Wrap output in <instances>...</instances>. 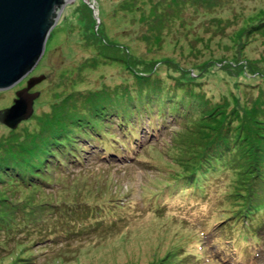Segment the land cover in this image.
<instances>
[{
  "label": "rangeland",
  "instance_id": "obj_1",
  "mask_svg": "<svg viewBox=\"0 0 264 264\" xmlns=\"http://www.w3.org/2000/svg\"><path fill=\"white\" fill-rule=\"evenodd\" d=\"M43 74L32 116L16 128L0 120L3 171L33 163L36 139L57 146L120 105L172 100L191 113L149 125L134 153L101 146L40 183L0 182V205L25 221L49 214L47 229H77L37 239L31 221L11 238L1 226L0 264H264V240L243 223L264 220V0H69L38 65L0 90V110ZM66 209L86 219L56 221Z\"/></svg>",
  "mask_w": 264,
  "mask_h": 264
},
{
  "label": "trees",
  "instance_id": "obj_2",
  "mask_svg": "<svg viewBox=\"0 0 264 264\" xmlns=\"http://www.w3.org/2000/svg\"><path fill=\"white\" fill-rule=\"evenodd\" d=\"M138 101L132 102V105L124 104V106H117L116 108H114L115 112L112 114H102L100 118H93L91 120H87L84 123L81 122L78 125L75 124V126H77L75 127V129L78 130L77 136L74 138H68L65 142H62L57 146H53L52 148H50L51 144L44 143V140L40 141L39 139H36L35 142H37L35 143V146H33V149H31L30 153L27 154L30 158L28 161L33 160L34 164L30 162L27 164L22 163L15 168H12L13 170L11 169L9 171H6L9 167L3 171L2 164H0V182L9 179L8 177H12L16 178V180L14 181L17 182H26L30 180L32 183H40L42 176L45 175L44 172L47 171V168H55V170H57V168L61 169L60 167L63 166V164H65L66 166H72L75 164L80 165L84 162V158L90 155V149L97 151L96 148L101 146L111 150L116 147L117 150H120L125 154L134 153L136 151L137 145L139 144L135 141H137L138 136L145 133L146 130L150 131L149 125L152 124V129L155 128L156 131H158L161 128V122L165 124L168 118H171L172 120L173 117L174 121L178 122L183 119V117L187 113V110H189V112L191 113L189 104L187 103V108L184 105L185 102L179 103L173 102L172 100H169L170 102L167 100H163V105L161 106V108L157 109L158 102L156 103V100ZM146 117L150 121L147 125L145 124ZM155 120L161 121L156 122ZM117 136L127 139V146H123L121 139L117 138ZM37 157H39L40 160H38ZM82 157L83 159L81 160ZM201 184L204 185L206 183ZM196 188L199 190H203L204 196L205 198H207V195L209 194L208 190H206L207 188ZM244 196L245 199L240 202L242 203V205H246L248 203V200L251 199V195H249L248 193ZM116 207L118 209H125V205L120 203ZM36 208L40 209V206H36ZM83 208L84 207H82L81 211L84 212ZM238 210L239 211H237L236 213H242L244 209L241 206ZM94 212L103 216L102 210L100 209L93 210L90 215H93ZM12 214H14V217H11ZM25 214L26 212L24 210L17 211L14 208L8 207V205H0V227L6 226V232L10 234L11 238L13 237L12 234L17 235V233H20L16 232L18 228H24L26 226V223H30L31 221L33 223L30 224L36 226L33 228V230H43L42 232H45L44 234H38L36 236L37 239L49 238L53 235L57 237L65 236L66 234L70 238V235L73 234L72 232H75L77 230L73 229L74 226L70 227L69 225L61 226L62 228H58L55 225L51 228L52 230H49L44 223V218L50 217L48 216L49 214L40 216V220H37V217L35 215L30 218L31 221H25V219L28 217H25ZM108 214L115 220H120V215H118L115 209L110 210ZM55 217L56 221H59L58 218H60L61 220L64 217L65 219H70L72 217L76 220V222L80 221L81 223L86 219V216L84 214L77 213L74 210L71 211L68 209H66V211L63 210L61 213H58ZM235 222L238 223V220H235ZM81 223H79V225H82ZM243 223L247 224V227L245 229L247 234L249 233L251 236L258 235L259 240L256 241V244L259 245L261 240L263 242L264 235L263 233L260 234V232L264 230V220H257L254 225H249V218L247 219L244 216ZM82 226L83 227L81 231L78 230V232H88L90 230L87 229L85 225ZM98 226L99 224H96L95 228ZM227 227L228 225L225 228ZM225 228H223V232ZM54 229H57L58 231H53ZM222 235L223 234H221L220 239L230 240L232 243V249L236 247L240 248V244L242 242L237 240L236 235L231 237H228L227 235L222 237ZM17 258H15V260ZM239 261H241V258L239 259ZM12 264L23 263L13 261Z\"/></svg>",
  "mask_w": 264,
  "mask_h": 264
},
{
  "label": "water",
  "instance_id": "obj_3",
  "mask_svg": "<svg viewBox=\"0 0 264 264\" xmlns=\"http://www.w3.org/2000/svg\"><path fill=\"white\" fill-rule=\"evenodd\" d=\"M68 1L0 0V90L19 82L38 65ZM45 78L44 74L31 77L27 87L17 91L14 105L0 110V120L16 128L23 119L30 118L39 95L30 89Z\"/></svg>",
  "mask_w": 264,
  "mask_h": 264
},
{
  "label": "bare ground",
  "instance_id": "obj_4",
  "mask_svg": "<svg viewBox=\"0 0 264 264\" xmlns=\"http://www.w3.org/2000/svg\"><path fill=\"white\" fill-rule=\"evenodd\" d=\"M23 120H27V119H23ZM23 120H22V121H23Z\"/></svg>",
  "mask_w": 264,
  "mask_h": 264
}]
</instances>
